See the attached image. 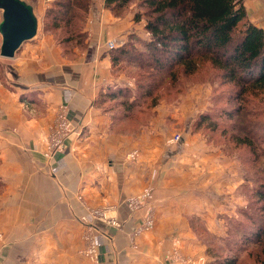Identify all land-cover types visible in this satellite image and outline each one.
<instances>
[{
	"label": "crops",
	"instance_id": "obj_1",
	"mask_svg": "<svg viewBox=\"0 0 264 264\" xmlns=\"http://www.w3.org/2000/svg\"><path fill=\"white\" fill-rule=\"evenodd\" d=\"M99 12L94 10V23L104 26L108 37L99 32L86 54L75 52L78 60L64 58L60 45L43 36L25 44L11 61L10 78L0 81V176L5 186L0 197V264H167L170 226L185 223L176 199L157 197L139 214L125 201L144 190L146 168L132 171L127 166L131 141L110 138L113 119L96 102L107 89L126 86L124 78L111 75L106 45L131 34L134 23ZM263 21L256 25L264 30ZM60 105H66L80 140L71 139L67 152L51 163L43 152ZM105 161L110 164L103 168ZM79 195L89 206L113 207L123 225L122 230L100 225L108 235L95 236L97 262L82 258L78 218L86 210ZM150 207L156 225L133 244L130 238ZM184 253L196 255L192 250Z\"/></svg>",
	"mask_w": 264,
	"mask_h": 264
},
{
	"label": "rangeland",
	"instance_id": "obj_2",
	"mask_svg": "<svg viewBox=\"0 0 264 264\" xmlns=\"http://www.w3.org/2000/svg\"><path fill=\"white\" fill-rule=\"evenodd\" d=\"M37 1L39 3L37 9L41 17L40 32L42 37L46 36L55 42L63 39L64 26L53 28L52 25L55 26L56 23L52 16H48L46 19L47 12L52 9L53 2L56 0ZM104 1L92 0L90 14L84 28L85 37L80 41L83 44L74 42L71 47V50H74L72 53L80 51L82 54H86L90 47L88 45L99 32L103 37H108L104 26L98 28L94 23V17H97L94 10H100L99 15L102 10L110 12V10L105 9ZM243 3L247 13L246 22L256 25L258 20H264V0H243ZM132 5L135 6L134 9L110 12L111 16L115 19H120L118 18L120 16L121 20L125 21L131 19L132 23L133 11L144 10L140 9L137 3ZM244 26L245 21L240 24L239 29L242 30ZM132 28L134 32L142 33L146 41L151 38L147 33L137 30L135 24ZM129 38L130 34L124 33L117 38L118 43L108 41L107 51L109 53L115 51L124 45ZM140 41L142 39L133 38L129 45L130 52L134 56L133 60H136L135 57L140 52H144V55L152 54L149 51L148 53L144 51ZM110 43L115 45L114 49L109 48ZM67 59L78 60V54H71V57ZM11 61L0 57V81L4 83L10 78ZM167 70L157 73L153 79L160 84L154 94L159 97L155 106H151L152 99H148L141 113H137L135 110L129 116L127 111L118 103H115V108L112 107L114 103L104 105L107 109L115 110V116L119 119V121L113 120V125L110 127V138L116 140L126 137L131 141L129 152L125 154L127 155L125 163L132 171H138V168H146L143 171L145 174L144 190L125 201L127 203L131 199L141 198L142 206L138 211H135L137 214L142 212L151 201H155L157 197L171 201L176 199L180 206H183L181 220H184L185 223L170 226L172 249L168 253V262L172 264H215V259L236 257L233 252H230L231 248L227 246L229 241L233 242L232 248L234 250H238L241 246L247 247L238 255L239 264H264V259L260 253L264 242L262 245L244 243L254 239L255 234L260 229V221L256 224L251 223L247 214L255 218L259 215L263 216L261 208H263L264 202L256 197L255 190H259L263 184L258 180L264 178V144L258 142L256 151L252 153L248 148H240V143H235L232 140L234 135L241 136L242 139L245 135L237 130L232 132L230 121L218 118L221 110L231 107L235 103L230 102L227 95L231 89L221 85L211 66H204L193 75L180 74L179 70L176 72ZM119 71L121 72L116 75L112 73L111 67L112 77L116 75V77L124 78L125 85L134 92L136 81L142 82L143 77L148 79V76L153 73L151 69L146 68L145 72L141 74V78H143L141 79L139 78L141 71L138 73L133 66L128 65ZM66 109V105H60L57 108L54 123L47 138L46 149L43 152L44 158L51 163L59 155L67 152V148L70 147L68 143L71 139L80 140L78 128L68 117V110L67 119L71 125L70 131L67 136L62 137L63 142L57 143L58 140L53 137V135L57 136V133L61 132V130L56 131L60 121L58 117L59 113H64ZM247 110L250 113L246 116V120L259 123L260 128L256 134L263 141L264 103L261 104L258 101L249 103ZM29 114L31 115L33 112H29ZM205 115H211L212 119L221 124L218 131L214 132L210 129L211 127L199 123L202 116ZM177 137L180 139L177 140ZM141 154L145 156L139 158ZM249 159H252V164L248 163ZM103 163V168L110 164L109 161ZM0 180L2 184L1 176ZM4 187L2 184L0 197L3 195ZM262 188H264V184ZM146 191L149 192V196L143 198ZM78 200L82 202L84 211L86 210L85 215L78 218L83 230L82 258L97 262L98 245L95 236L97 232L108 235L100 229V225L114 230H122L123 225L121 229H116L97 221V219L90 220L92 212L104 208L98 204H96L98 207L87 205L86 197L83 195H79ZM153 210L154 208L150 207L144 215L150 219L146 218L148 220H144L141 225L138 224L136 229L137 232L142 230L140 234L134 237L136 229L134 230L133 236L130 238L133 244L141 235L154 229L156 213ZM111 216L116 218L113 213ZM84 219H87V224H89V220L91 221V228H85ZM152 219L153 224L147 226L146 222ZM146 227L149 228L145 229ZM1 237L2 234L0 233ZM87 238L90 241H87ZM193 241L197 242L195 246L192 244ZM92 246L95 252L88 254V248ZM187 250L195 251L196 255L185 254L184 252L187 253Z\"/></svg>",
	"mask_w": 264,
	"mask_h": 264
},
{
	"label": "trees",
	"instance_id": "obj_3",
	"mask_svg": "<svg viewBox=\"0 0 264 264\" xmlns=\"http://www.w3.org/2000/svg\"><path fill=\"white\" fill-rule=\"evenodd\" d=\"M134 3L144 10L133 11V23L142 26L140 31L147 33L151 38L146 41L142 33L133 31L130 41L109 53L112 73L117 75L121 72L119 70L128 65L136 68L138 73L141 71L139 78L146 68L151 69L153 73L148 79L141 78L142 82L136 81L135 92L128 86L107 89L99 95L96 106L109 114L113 120L119 121L115 110L107 109L104 105L114 103L112 107L115 108V103H118L129 116L135 110L141 113L148 99H152L151 106H155L159 100V97L154 95L160 85L153 80L157 73L169 69V72L179 70L180 74L193 75L209 65L221 85L231 89L227 95L229 101L235 103L221 110L218 118L230 121L232 132L237 130L244 134L243 139L234 135L232 140L239 142L240 148H248L254 153L257 143L264 144V140L261 141L256 134L260 128L259 123L246 120V116L250 113L247 110L249 103H264V30L246 22L247 13L243 0H105L104 7L114 13L123 9H134ZM91 4L92 0H56L52 9L47 12L46 19L52 16L56 23L55 26L52 25L53 28L64 26V38L57 41L64 58L76 54L71 50L73 43H81L85 37L84 28ZM118 18L121 19L120 16ZM244 21L245 26L240 30L239 26ZM133 38L142 39L140 42L144 51L152 54L144 55V52H140L136 55V60H133L134 56L129 48ZM199 123L211 127L214 132L218 131L221 125L212 119L211 115L202 116ZM249 162L252 164V159H249ZM258 181L264 184V178H259ZM263 184L255 193L256 197L264 202ZM255 212L258 213L257 210ZM261 212L263 216L259 215L257 218L247 214L251 223L260 221V229L254 239L244 242L245 244H263L264 206ZM232 244L233 242L229 241L227 246L236 257L215 259V264H239L238 255L247 247L241 246L234 250ZM260 253L264 259V245Z\"/></svg>",
	"mask_w": 264,
	"mask_h": 264
},
{
	"label": "water",
	"instance_id": "obj_4",
	"mask_svg": "<svg viewBox=\"0 0 264 264\" xmlns=\"http://www.w3.org/2000/svg\"><path fill=\"white\" fill-rule=\"evenodd\" d=\"M37 0H0V57L14 60L25 46L42 37Z\"/></svg>",
	"mask_w": 264,
	"mask_h": 264
},
{
	"label": "built area",
	"instance_id": "obj_5",
	"mask_svg": "<svg viewBox=\"0 0 264 264\" xmlns=\"http://www.w3.org/2000/svg\"><path fill=\"white\" fill-rule=\"evenodd\" d=\"M114 47H115V45L113 43L109 44V48L110 49H114ZM58 118L60 119V121H59V124L57 126L56 131H60L61 130V132L57 133V136L53 135V137L58 140L57 143H59L60 141L63 142L62 137L63 136H67L68 132L70 131V127H71V125H69L70 123L68 122V119H67V109L64 110V113L60 112ZM179 139H180V137H177V140H179ZM148 196H149V192L146 191V193L143 196V198L148 197ZM140 200H141V198H139V199L135 198V199L129 200V202H127V205L130 208V210H132L133 212L138 211L141 208V206H142ZM113 212H114V208L113 207L104 208V209H102L100 211L92 212V214L90 216V220H92L94 218V219H97V221H101V222H103V223H105L107 225H110L111 227H115L116 229H121L122 228V223H120L115 217L111 216V214ZM148 219H150V217ZM148 219H146V220H148ZM90 220H89V224H87L88 223L87 219L83 220L85 222V228H91V221ZM151 224H153V219L146 222L147 226H151ZM147 228H149V227H146L145 229H147ZM141 231L142 230H139V232H137V229H136L135 232H134V237L136 235H139ZM86 240L90 241L89 238H87ZM88 250H89L88 254H93L95 252L93 246L89 247Z\"/></svg>",
	"mask_w": 264,
	"mask_h": 264
}]
</instances>
